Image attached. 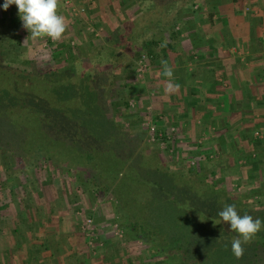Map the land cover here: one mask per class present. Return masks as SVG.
I'll list each match as a JSON object with an SVG mask.
<instances>
[{
    "label": "rangeland",
    "instance_id": "374dc122",
    "mask_svg": "<svg viewBox=\"0 0 264 264\" xmlns=\"http://www.w3.org/2000/svg\"><path fill=\"white\" fill-rule=\"evenodd\" d=\"M190 1L188 0L187 5L173 6L176 2L169 3L170 0H61L60 13L67 18L69 27L64 39L54 43L46 39L32 40L30 33L22 27L17 7L11 5L4 11V0H0V39L2 52L7 58L6 68L0 69L8 70L2 83L10 90L11 84L18 87L20 99H24L26 95L32 96L34 101L39 98L53 100L56 97L53 90L59 84H54V76L50 74L54 71L62 73L64 70L58 69L67 64L69 59L66 54L52 59L48 49L52 44L60 46L69 42L75 48L76 56L90 57L99 66L106 59L116 63L117 68L111 79L105 76L101 85V108L96 109L97 112H88L89 118L97 124V131L105 134L104 143L111 149V154H118L122 173L113 172L108 178L99 181L89 179L87 173L92 163L86 164L85 159L77 158L75 145L61 142L55 144L54 139L48 144L47 138H41L38 127L32 126L33 124L30 128L19 129L24 136L22 143L19 142L20 150L15 149L6 134L5 140L0 144V164L3 167L0 173V204L10 201L11 206L0 208L1 242L3 233L9 236L14 227L13 222L17 221V225L24 231L33 229L31 235L26 232L25 236L22 235V242L25 244L29 240L41 238L42 232L45 240L51 241L56 236L62 237L64 232L73 233L83 251L80 253V264H166L163 259L150 254L147 246L128 229L130 220L139 217L147 227L159 226L163 229V234L166 233L165 230H169L168 233L174 231V235L184 242L187 237L184 227L199 225L196 222L193 224L194 221L186 216L190 208L187 211L176 209L188 208L184 200L175 204L171 202L173 194L185 191L184 186L191 185L187 186L191 193L196 187L203 193L208 190L207 184L211 181L215 185L221 183L227 190L244 197L259 196V191L255 188L257 178L250 176L255 171L241 157L243 151H251L242 139L236 140L235 144V136L220 145L215 137L218 127L210 124L213 120L194 117L198 121L180 125L173 117L170 119L181 110L189 112L191 108L186 101L199 93L194 92L191 96L187 90L193 83L190 82L189 73L194 70L189 69V66L192 68L195 63L188 59L184 68L178 65V69L171 65V56L167 58L174 77L179 76L180 87L173 94H165L167 77L160 74L163 70L160 62L164 59L158 42L170 41L176 51L180 50V46H187L189 51L194 52L188 54L199 56L196 46L200 48V45H204L201 37L206 31H229L224 26L225 16L222 12H234V17H240L246 13L243 10L244 3L251 5L250 0L236 1L232 6L229 3L231 0H192V5ZM12 16H17V21ZM167 24H171L178 32L176 39L169 37ZM197 31L198 38L193 42ZM146 41L151 43L149 49L154 52L152 57L146 56L144 48L140 47ZM214 47L218 48L219 45L215 44ZM6 50L9 52L6 53ZM111 51H117V59ZM30 59L34 62L30 63ZM71 77L60 74L58 79L70 82L69 86L73 87V83L77 85L79 81ZM81 84L91 93V86L96 85L94 79L91 81L85 78H82ZM118 101H127V107L122 103L118 104ZM198 104L194 105L201 104L198 110L207 108L203 99ZM213 128L215 133L211 134ZM159 133H164L165 140L156 138ZM43 141L48 149L47 154H43L46 159H41L37 150V146ZM209 152L212 156L207 160L205 154ZM9 156L13 161L9 160ZM37 159L41 160V167L36 166ZM131 163L134 165L130 166ZM254 163L261 167L257 173L264 174V153H260L258 162ZM101 164L98 167L101 166L99 169L103 170L104 165ZM184 165H188L193 171L181 175L177 173L176 177L171 178L164 170V166L173 169ZM135 166H139L142 176L135 175L138 172L132 169ZM129 176L138 179L133 180ZM120 178H128L130 181L120 182ZM143 178L147 181H160L154 187L158 190L150 188ZM112 187L116 189L115 193ZM20 194L24 198L20 199ZM27 203L31 206L30 209L25 208ZM26 210L32 211L33 220L27 217ZM165 211L168 214L166 216L163 214ZM193 217L204 219L202 214ZM86 219H91L89 229L86 228ZM208 221V218L205 219L206 225L210 227ZM195 227L199 229V233L203 231L202 227ZM259 233L255 238L261 237ZM216 238L217 246L220 243L225 246L228 243L226 241L232 240L228 235ZM244 247L248 249L247 246ZM229 253L232 254L231 251ZM230 256L220 254L219 259L225 264ZM260 263L264 264V261Z\"/></svg>",
    "mask_w": 264,
    "mask_h": 264
},
{
    "label": "trees",
    "instance_id": "16d2710c",
    "mask_svg": "<svg viewBox=\"0 0 264 264\" xmlns=\"http://www.w3.org/2000/svg\"><path fill=\"white\" fill-rule=\"evenodd\" d=\"M170 1L171 2L169 3L176 2L172 4L173 6H183L188 3V0ZM236 1L237 0H232V2ZM190 3L192 5L193 1L191 0ZM12 17L13 20L16 18L17 21V16ZM170 25H166L169 27V37L171 39H176L178 32ZM155 27L158 26L155 25ZM47 41L50 42V40ZM150 44L151 43L146 41L143 42L140 47L144 48L146 56L152 57L154 52L151 48L149 49ZM158 44L160 46V54L164 60H167V58L173 54L176 55V50L170 41L166 43L158 42ZM162 44L165 46L161 47ZM2 46L3 45L0 39L1 69L6 68L5 63L7 62L6 54L4 55L2 52ZM48 49L52 59L60 57L63 54H66V58L69 59L67 64L58 69L64 70L62 73L54 71L50 74L54 76V84H59L54 87L53 91L56 97L53 100L39 98L34 101L32 96L29 95H26L24 99H20L18 92L19 88L14 84H11V90L5 88V83H2V79L4 74L8 75V70L2 71L0 69V144L3 143L7 134L9 141L13 142L15 149L20 150L21 144H19V142L22 143L21 139L24 138V136L22 135L23 132L21 130L20 132L19 129L30 128L31 124H33L32 126L38 127L41 138H47V143L54 139L53 143L61 142L68 145H75L77 158L80 157V159H85L87 162L86 164L92 163V166L91 168H88L89 170L87 173L89 179L99 181L102 180V178H108L109 174L113 172L122 174L120 173L121 160L118 154H111V149L104 143L106 138L104 136L105 134L97 131L98 128H95L97 124L92 118H89L90 113L88 112L89 110L93 112L96 109L101 108V103L99 102L103 88L101 85H103V81L106 79L105 76H109L111 79L112 74L117 68L115 65L116 63L110 61V59H106L102 62L103 64L101 63L102 66H99V64H94L90 57L76 56L75 48L69 42L66 44L62 43L60 46L52 44V46H49ZM8 52L9 51L6 50V53ZM111 54L115 59L118 58L117 51L112 52ZM29 62L33 63L34 60L30 59ZM20 73L21 72H19V74ZM60 74H67V76L70 77L72 76V79L76 78L79 82H77V85L73 83V87H71L69 86L70 82L58 79ZM98 76L100 78H97ZM5 77L7 78V76ZM82 78L91 81L94 79L96 85L91 86L93 89L92 93L85 89L86 87L83 88L81 84ZM30 88L31 87L29 86V89ZM120 103H122L124 107H127V101H118V104ZM252 123L253 124L250 125V127L247 126L243 129V133L240 136L242 141L251 148V151H243L241 157L244 159V163L246 165H250L251 169L255 171L250 176H255L257 178L258 183L255 188L259 191V196L253 197L247 195L244 197L239 193L231 192L229 189L227 190V188L223 187L221 183L215 185L211 181H208V190L203 193L199 192L197 187L194 188L193 193H191L192 191L188 190L191 185L184 186L183 189L185 191H183V193L178 191L173 194L171 202L175 204L177 201L181 202V199L184 200L183 202L186 203L188 208L177 207L176 209L180 211H187V209L190 208V212H186V216L194 221V223L192 222L193 224H199L187 225L186 228L182 226L185 230V236L188 237V239L186 237L184 242H181L178 236L174 235V231L168 233L169 230H165L168 234L167 235L166 233H162L163 229L159 226L147 227L148 225L146 226L144 221L140 220L139 217L128 222V229L135 234L136 238L140 239L143 244L147 246V250L150 254L153 253V255L163 259L166 264H222V259H219L220 254L221 256L231 255L225 264H262L260 262L264 261V228L261 230L262 233H259L261 236L260 238H254L251 243L244 245L247 246L248 249H245V253L241 259H237L229 253L231 251V241H226L228 243H226L227 245L225 246L223 243H220V245L217 246L218 244L216 238V236L219 235H228L230 239H233V237L236 236V233L230 231V226L221 222L220 217L217 215V213L222 210L226 204H234L238 213L241 215L249 214L253 216V218H259L262 222H264V174L260 172L257 173L261 167H259V164L254 163L255 161L258 162L259 154L264 153V117H262V119L254 120ZM98 127H100V125ZM77 130H81V132H78ZM156 138L163 141L166 137L164 133H162L161 135L157 134ZM218 141L220 145L225 143L221 136ZM44 144L45 143L43 141L37 146L38 153L41 154V159H46V156L43 154H45L48 150ZM1 149L2 147L0 146V151ZM210 152L205 154L207 160H209ZM1 156L2 155L0 154V159H2ZM12 159L13 158L9 156V160ZM98 163L102 166L104 165L103 170L102 168L99 169L101 166L98 167ZM41 165V160L37 159L36 166L41 167ZM132 165L134 164L131 163L130 166ZM2 168L3 167L0 164V173L3 170ZM132 169H136L138 171L135 175H141L139 166H135V168L132 167ZM164 170L171 178L176 177L177 173L181 175L186 174L188 171H193V169L188 167V165H184L182 168L173 169L171 167L164 166ZM131 177L133 176H129L128 178ZM128 178H120V182L122 181L126 183V180L130 181ZM137 179L138 177H133V180ZM144 180L150 188L155 190H158V188H154L155 185L161 183L156 179L148 181L146 179ZM139 182L141 181L139 180ZM112 186L114 187L113 183ZM113 187L112 191L115 193L116 189ZM22 198H24V195L20 194V199ZM133 201V203H136L135 200ZM191 203L194 205H190ZM10 206V201L0 204V208H8ZM23 206L24 204L21 205V207ZM30 207L31 206H29L28 203L25 205L26 209H30ZM192 209H195V211ZM27 212V217H29L30 220H33L34 214L31 213L32 211ZM163 214L164 216L168 215L166 211ZM201 214L204 218L202 220H199L198 217H193V215L197 216ZM207 218L209 219L207 224H211L210 227L205 223V219L207 220ZM163 220L166 222L169 221V219ZM195 226L202 227L201 229H203V231L199 233V229ZM204 232L205 235H202ZM221 251L223 252L220 253ZM163 254H165L166 257Z\"/></svg>",
    "mask_w": 264,
    "mask_h": 264
},
{
    "label": "crops",
    "instance_id": "0c3cea01",
    "mask_svg": "<svg viewBox=\"0 0 264 264\" xmlns=\"http://www.w3.org/2000/svg\"><path fill=\"white\" fill-rule=\"evenodd\" d=\"M250 1L251 5L247 2L242 5L246 13L240 17H234V12L231 13L232 15L229 11L221 13L225 16H222L224 26L229 31L227 33L223 29L218 30L220 33L206 31L201 37L204 45H200V48L196 46L199 56L188 54L194 52L189 51L190 48L187 46H180L176 55L171 56L173 61L171 65L174 68L179 69V66L184 68L188 59L195 63L194 67L189 66V69L194 70L189 73L190 82L195 84L192 83L187 90L191 96L194 92L199 93L195 94V98L186 101L191 108L189 112L181 110L170 119L173 117V120L180 125L198 121L196 117H201L203 120L211 119L213 121L210 124L218 127L216 139L221 136L225 143L236 136V144V140L241 139L245 127H250L252 121L264 117V0ZM229 3L232 6L236 2ZM233 8L231 9L234 10ZM213 22L215 23L216 20ZM198 35L197 31L193 42L197 40ZM215 44L219 47L215 48ZM199 69L203 72L200 73ZM174 82L180 84L178 75L174 77ZM200 91H203V94ZM202 99L207 103V108L198 110L201 108ZM195 104L199 106L194 107ZM212 130L211 134H214L215 129ZM238 146L237 148L241 149ZM241 160L238 162L241 163ZM16 222H13L14 227L9 236L3 233V241H0V264H80L82 262L80 253L83 251L70 231L62 233L60 238L56 236L52 241L45 240V234L42 232L40 236L43 240L39 237L25 244L22 242V235L26 231ZM28 231L26 233L31 235L33 229Z\"/></svg>",
    "mask_w": 264,
    "mask_h": 264
},
{
    "label": "clouds",
    "instance_id": "9594fccd",
    "mask_svg": "<svg viewBox=\"0 0 264 264\" xmlns=\"http://www.w3.org/2000/svg\"><path fill=\"white\" fill-rule=\"evenodd\" d=\"M11 5L17 7L22 27L30 33L32 40L46 39L58 43L64 39L69 23L60 13L61 0H4L2 7L7 11ZM160 63L163 69L160 74L167 77L165 94H173L180 87L174 82L173 68L167 60H161ZM217 215L221 222L230 226V231L236 233L231 240V252L237 259H241L245 253L244 245L253 241L264 228V222L249 214H239L234 204H226Z\"/></svg>",
    "mask_w": 264,
    "mask_h": 264
},
{
    "label": "built area",
    "instance_id": "2783aa9c",
    "mask_svg": "<svg viewBox=\"0 0 264 264\" xmlns=\"http://www.w3.org/2000/svg\"><path fill=\"white\" fill-rule=\"evenodd\" d=\"M257 134V133H256ZM160 135V133H159ZM91 223V219H86V228L89 229ZM89 234V233H88Z\"/></svg>",
    "mask_w": 264,
    "mask_h": 264
}]
</instances>
